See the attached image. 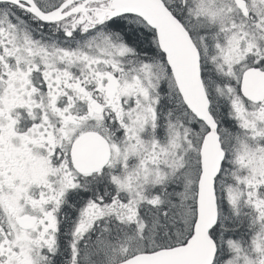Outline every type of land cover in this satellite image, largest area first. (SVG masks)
I'll list each match as a JSON object with an SVG mask.
<instances>
[{"label": "snow or ice", "instance_id": "obj_1", "mask_svg": "<svg viewBox=\"0 0 264 264\" xmlns=\"http://www.w3.org/2000/svg\"><path fill=\"white\" fill-rule=\"evenodd\" d=\"M0 264H264V0H0Z\"/></svg>", "mask_w": 264, "mask_h": 264}]
</instances>
